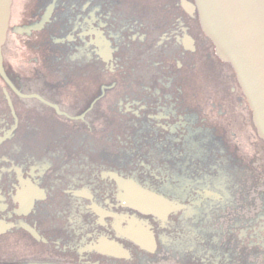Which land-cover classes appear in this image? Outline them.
Masks as SVG:
<instances>
[{"label":"flooded vegetation","instance_id":"flooded-vegetation-1","mask_svg":"<svg viewBox=\"0 0 264 264\" xmlns=\"http://www.w3.org/2000/svg\"><path fill=\"white\" fill-rule=\"evenodd\" d=\"M2 56L0 264H264V143L195 0H13Z\"/></svg>","mask_w":264,"mask_h":264},{"label":"water","instance_id":"water-1","mask_svg":"<svg viewBox=\"0 0 264 264\" xmlns=\"http://www.w3.org/2000/svg\"><path fill=\"white\" fill-rule=\"evenodd\" d=\"M200 26L217 57L233 70L264 142V0H195ZM13 0H0V76L10 84L2 49L7 39ZM127 202L146 214L164 218L171 205L129 183Z\"/></svg>","mask_w":264,"mask_h":264}]
</instances>
